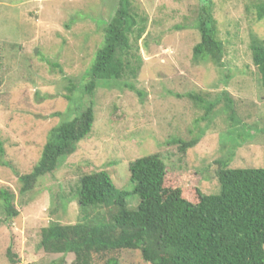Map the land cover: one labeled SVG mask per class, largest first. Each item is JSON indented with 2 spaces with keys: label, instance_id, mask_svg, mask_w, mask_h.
<instances>
[{
  "label": "rangeland",
  "instance_id": "rangeland-1",
  "mask_svg": "<svg viewBox=\"0 0 264 264\" xmlns=\"http://www.w3.org/2000/svg\"><path fill=\"white\" fill-rule=\"evenodd\" d=\"M212 1L225 48L223 69L192 59L200 42L194 27L200 0H136L147 19L133 50L142 59L138 79L100 82L91 96L85 86L117 0H0V192L14 194L18 212L7 217L0 199V264H14L10 248L17 264L63 257L40 246L41 232L55 219L75 224L83 215L76 192L84 175L108 172L128 194V210L136 211L140 198L130 165L145 155H160L167 165L164 187L181 189L190 202L198 192L219 194L221 160L230 168H264V90L250 50L253 35L264 42V19L257 21L256 14L264 0ZM188 93L218 101L210 117ZM89 105L95 113L91 135L21 195L19 178L32 172L49 132L70 109ZM200 135L185 153L174 142ZM119 253V264H149L139 250ZM74 258L65 255L67 264Z\"/></svg>",
  "mask_w": 264,
  "mask_h": 264
},
{
  "label": "trees",
  "instance_id": "trees-1",
  "mask_svg": "<svg viewBox=\"0 0 264 264\" xmlns=\"http://www.w3.org/2000/svg\"><path fill=\"white\" fill-rule=\"evenodd\" d=\"M135 1L117 0L116 11L104 28V45L85 86L91 96L100 82L138 79L142 59L133 50L147 31V19L139 14ZM200 4L194 23L200 42L193 48L192 59L220 70L225 67V48L218 38L214 4L212 0H200ZM256 14L257 21L264 19V3L257 6ZM250 50L264 90V42L253 35ZM130 88L143 96L133 85ZM203 96L188 93L185 97L199 104L208 118L218 101L208 100V93ZM94 122L91 105L70 109L49 132L32 172L19 178L20 194L31 192L42 177L57 169L61 159L75 153L77 144L91 135ZM200 138L174 142L185 153ZM3 154L0 143V157ZM218 166L219 194L198 192L194 203L181 189L164 187L167 165L160 155L136 159L130 165L134 193L140 198L136 211L128 210V194L116 187L108 172L84 175L76 192L83 215L75 224L51 221L42 229L40 246L50 254L63 255L50 264H67L68 254L75 257L72 264H119L122 250H139L149 264H264V168H230V161L222 160ZM0 199L7 217L18 216L14 194L2 190ZM88 210L95 211L96 218L88 217ZM8 255L12 263H18L11 248Z\"/></svg>",
  "mask_w": 264,
  "mask_h": 264
}]
</instances>
